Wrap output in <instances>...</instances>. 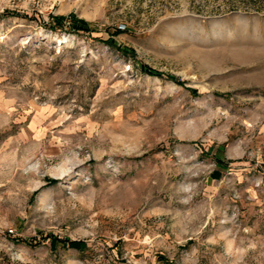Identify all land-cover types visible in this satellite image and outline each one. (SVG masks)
<instances>
[{"label":"rangeland","instance_id":"374dc122","mask_svg":"<svg viewBox=\"0 0 264 264\" xmlns=\"http://www.w3.org/2000/svg\"><path fill=\"white\" fill-rule=\"evenodd\" d=\"M0 264H264V0H0Z\"/></svg>","mask_w":264,"mask_h":264},{"label":"trees","instance_id":"16d2710c","mask_svg":"<svg viewBox=\"0 0 264 264\" xmlns=\"http://www.w3.org/2000/svg\"><path fill=\"white\" fill-rule=\"evenodd\" d=\"M145 70H147L148 72H150V73H152V74H159L158 72H156V71H153V70H151V69H145Z\"/></svg>","mask_w":264,"mask_h":264}]
</instances>
